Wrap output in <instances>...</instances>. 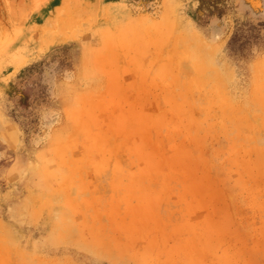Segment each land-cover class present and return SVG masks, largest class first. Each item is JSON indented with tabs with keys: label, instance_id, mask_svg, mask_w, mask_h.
Masks as SVG:
<instances>
[{
	"label": "rangeland",
	"instance_id": "rangeland-1",
	"mask_svg": "<svg viewBox=\"0 0 264 264\" xmlns=\"http://www.w3.org/2000/svg\"><path fill=\"white\" fill-rule=\"evenodd\" d=\"M262 23L0 0V264H264V51L232 43Z\"/></svg>",
	"mask_w": 264,
	"mask_h": 264
},
{
	"label": "trees",
	"instance_id": "trees-1",
	"mask_svg": "<svg viewBox=\"0 0 264 264\" xmlns=\"http://www.w3.org/2000/svg\"><path fill=\"white\" fill-rule=\"evenodd\" d=\"M247 27L248 34L244 35L242 29H238L233 35L232 43L238 53L247 57L252 56L251 59H255L257 54L264 51V36L260 33L261 28H264V23ZM253 51H255L254 56Z\"/></svg>",
	"mask_w": 264,
	"mask_h": 264
}]
</instances>
